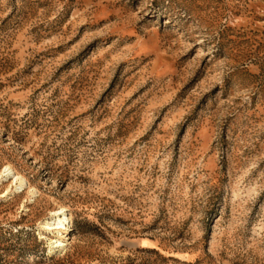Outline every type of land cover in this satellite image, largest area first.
<instances>
[{"label":"rangeland","instance_id":"374dc122","mask_svg":"<svg viewBox=\"0 0 264 264\" xmlns=\"http://www.w3.org/2000/svg\"><path fill=\"white\" fill-rule=\"evenodd\" d=\"M0 264H264V0H0Z\"/></svg>","mask_w":264,"mask_h":264},{"label":"bare ground","instance_id":"6f19581e","mask_svg":"<svg viewBox=\"0 0 264 264\" xmlns=\"http://www.w3.org/2000/svg\"><path fill=\"white\" fill-rule=\"evenodd\" d=\"M2 174H5V175H12V178H14L15 182L17 181L18 184H19V187H21L24 183V179L20 176H16L10 167H5L4 170H3V173ZM60 216H62L63 218H59ZM55 219L53 220V222H48V223H44L42 228L44 230H47V231H53V230H65V225H66V222H67V218H65L64 216V213H63V210L62 211H59L57 213H55ZM53 248L54 249H57V248H61L63 247V243L59 240L53 242Z\"/></svg>","mask_w":264,"mask_h":264}]
</instances>
